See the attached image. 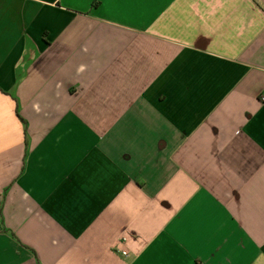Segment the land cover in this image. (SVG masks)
I'll use <instances>...</instances> for the list:
<instances>
[{"label":"crops","instance_id":"obj_1","mask_svg":"<svg viewBox=\"0 0 264 264\" xmlns=\"http://www.w3.org/2000/svg\"><path fill=\"white\" fill-rule=\"evenodd\" d=\"M263 95L264 0H0V264H264Z\"/></svg>","mask_w":264,"mask_h":264},{"label":"built area","instance_id":"obj_2","mask_svg":"<svg viewBox=\"0 0 264 264\" xmlns=\"http://www.w3.org/2000/svg\"><path fill=\"white\" fill-rule=\"evenodd\" d=\"M262 100L264 101V95L262 96ZM120 252H121V254H126V252L124 250H121Z\"/></svg>","mask_w":264,"mask_h":264}]
</instances>
